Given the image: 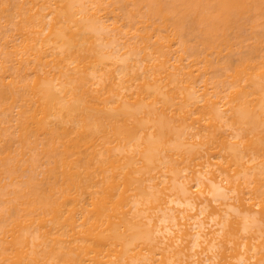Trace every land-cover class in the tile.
I'll list each match as a JSON object with an SVG mask.
<instances>
[{"label": "bare ground", "instance_id": "1", "mask_svg": "<svg viewBox=\"0 0 264 264\" xmlns=\"http://www.w3.org/2000/svg\"><path fill=\"white\" fill-rule=\"evenodd\" d=\"M0 264H264V0H0Z\"/></svg>", "mask_w": 264, "mask_h": 264}, {"label": "rangeland", "instance_id": "2", "mask_svg": "<svg viewBox=\"0 0 264 264\" xmlns=\"http://www.w3.org/2000/svg\"><path fill=\"white\" fill-rule=\"evenodd\" d=\"M196 140L198 141L199 140V138H196ZM187 173L188 172H186L185 174L187 175ZM182 175H185L184 174V172L183 173H181ZM188 174H190V173H188ZM192 183H193V181H192ZM192 183H191V181H189V186H192ZM194 189V190H193ZM192 190L193 191H195V189L196 188H193ZM214 204H217V203H213V205ZM175 206V205H174ZM175 207H177V206H175ZM213 210V207H208V209H207V211H206V214L210 211H212ZM205 214V213H204ZM205 214V215H206ZM219 216H216V218H218ZM201 220H204V219H206L207 218V220H204V222H208V224H209V222H211L210 224H212V221H209V218L208 217H205L203 214L202 215H200V217H199ZM168 222V221H167ZM167 222L165 223V224H167ZM209 227V226H208ZM196 250H200V248H197Z\"/></svg>", "mask_w": 264, "mask_h": 264}]
</instances>
